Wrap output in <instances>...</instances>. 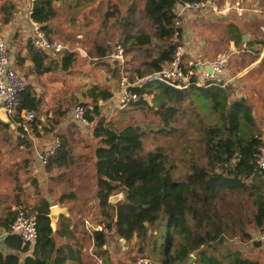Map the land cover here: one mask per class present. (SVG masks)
I'll return each instance as SVG.
<instances>
[{"label":"trees","instance_id":"trees-1","mask_svg":"<svg viewBox=\"0 0 264 264\" xmlns=\"http://www.w3.org/2000/svg\"><path fill=\"white\" fill-rule=\"evenodd\" d=\"M130 1L127 7L120 1L109 4L105 22L112 18L133 46H147L151 44L148 33L139 30L129 35L138 10L137 0ZM204 1L143 0L142 12L150 22L159 46L157 55L147 63L146 71L139 74L140 78L160 71L170 62L175 48L183 44L182 26L174 24L175 7L186 2ZM31 16L48 35V23L55 17L51 0H34ZM235 33L232 41L242 44L241 34L238 30ZM256 43L264 46V42ZM247 44L251 46L250 42ZM27 47L35 70L42 73L41 64L46 54L35 51L30 44ZM107 53L105 48L95 46L98 60L105 58ZM59 56L62 69H70L75 59L73 54L64 52ZM135 92L139 100L133 105L153 111L159 117L155 130L151 128L153 124L129 123L120 129L110 123L104 124L105 117L96 103L108 101L112 93L94 86L87 96L94 103L90 106L92 110L86 112V118L92 124V137L96 140L92 152V178L97 199L91 219L94 224L109 230L110 236L116 235L125 242L134 240L135 255L130 256L129 262L121 264H136L138 255L149 257L153 264H258L240 250V243L244 242L260 247L261 242L254 241L253 237L264 232V172L255 166L262 141L248 106L241 100L229 101L228 87L191 86L175 90L161 83H148ZM195 93L204 99L202 105L191 97ZM147 97L151 98L152 105L148 104ZM39 108L40 101L26 86L16 115L21 111L35 114ZM180 115L186 119V127H200L202 135L198 139L202 147L195 139V150L188 153L189 149L183 148L182 157H178L189 165L184 178L176 179L172 173L174 157L167 155L163 146L146 152L144 138L147 133L171 135L176 132ZM13 121L20 123L17 118ZM3 126L8 127L7 124ZM33 126L34 120L31 128ZM19 129L22 132V126ZM52 130H57V123L51 122L44 133ZM57 140L59 148L44 165L45 171L54 164H65L68 159L66 142L61 138ZM234 191L246 192L252 198L255 210L251 216L238 219L233 225L226 196ZM115 195H119V199L111 203L110 198ZM69 196L74 199L73 195ZM48 208L46 204L31 212L37 232L31 249L22 245L18 236L9 233L14 217L3 225L6 234L3 245L7 253L0 249V264H51L53 260L54 264L67 261L80 264L87 232L82 224L71 227L72 221L61 217L56 233L52 235L46 216ZM236 222L238 235H233L232 239L239 236V243L225 238V232ZM91 238L94 257L102 264H111L110 248H102L105 243L102 233L92 231ZM60 240L62 244L57 248ZM29 250L31 254L27 256ZM21 255L25 258L21 259ZM190 257H193L191 262Z\"/></svg>","mask_w":264,"mask_h":264},{"label":"crops","instance_id":"crops-1","mask_svg":"<svg viewBox=\"0 0 264 264\" xmlns=\"http://www.w3.org/2000/svg\"><path fill=\"white\" fill-rule=\"evenodd\" d=\"M76 1L51 0L55 17L48 23L50 32L47 36L49 38L53 34L52 25L61 24L56 20L57 9L64 7L67 10L74 9L77 6ZM238 1L244 8L256 7L253 0H237L236 2ZM94 3L95 0H86L84 7L91 9L95 7ZM30 6H33V3L29 0H0V35L10 48L16 72L25 81L32 96L40 101L39 111L34 114L32 128L31 123L24 126L13 121H10L12 125L7 124L6 128L3 126L6 123L0 120V249L3 253H7V249L3 245L6 235L3 225L13 217L15 218L18 210L23 209L32 215L31 212L35 207L58 204L67 207L69 212V217H59L58 224L61 217H64L66 220L72 221L71 227L82 224V228L87 232L88 235L83 241L80 264H90L88 262L90 260L91 233L92 228L97 225L91 219L97 199L92 178L94 168L92 152L96 140L92 137L91 123L86 129L70 120L72 111L68 109L69 104L74 101L76 96V84L75 78L70 73L71 68L62 69L60 54L57 56L46 54L41 64L44 71L40 73L35 70V64L27 47L29 27L26 13ZM90 9L85 18L98 17L102 20V24L107 23L104 15L108 6L99 14ZM8 18L10 20L6 22L5 20ZM263 23L264 14L251 12H245L238 16L233 12L228 15H214L185 11L181 17L182 40L188 52L184 56L185 62L197 63L215 60L220 56L219 54L216 55L214 52L199 53V46L205 48L207 45L211 47L222 44L221 39H217L219 38L217 37L218 33L228 35L227 47L234 56L229 58L230 60L228 59L223 74L227 81L225 88L228 87L230 92L229 101L241 100L248 106L262 143H264V46L256 43L253 36L259 32L264 33ZM219 25H224L225 28L213 27ZM237 30L241 36L244 34L248 36V39L245 42L241 40L242 44L239 45L232 41ZM248 42L251 46L247 44ZM93 85L99 87V85ZM93 85L92 88H94ZM100 87L99 90L109 91L105 86ZM51 122L57 123V130L44 133V129L49 128ZM105 122L104 124L110 123L108 120ZM20 126H22V132L19 129ZM84 130L86 133L82 132ZM58 138L67 144L68 159L65 164H54L49 171H45L44 166L37 160V153ZM86 169L91 171L90 176L81 178V170ZM82 183H87L89 196L91 191L94 193L91 199L87 198V206L83 205L85 203H80L81 200L74 188L69 187L71 184L78 187ZM69 195H73L74 199ZM232 242L239 243V239ZM61 244L62 240L57 243V248ZM240 250L246 254L248 252L247 256L257 261L258 264H264V242H261V246L257 248L245 242L240 243ZM30 254L31 250L26 255ZM20 257L24 259L25 255ZM51 264H54V260ZM65 264H77V262L67 261Z\"/></svg>","mask_w":264,"mask_h":264},{"label":"rangeland","instance_id":"rangeland-1","mask_svg":"<svg viewBox=\"0 0 264 264\" xmlns=\"http://www.w3.org/2000/svg\"><path fill=\"white\" fill-rule=\"evenodd\" d=\"M85 1L77 0V6H75L76 8L74 9L67 10L65 9L66 7L63 9H57L58 17L56 20L61 22V24L52 25L53 34L51 38H49L51 40H57L65 45L68 49V52L66 53H72L75 58L71 66L70 73L75 78L76 96L74 101L69 104L68 110L72 111L77 105L85 106L86 104L92 106L94 103L90 100V98L87 97V94H89L88 91L90 88H92L93 84L99 85V87L105 86L112 93V98L106 102H101L98 100L96 103V105L100 107L101 112L105 117V121L108 120L110 124H112L117 129H120L129 123H138L141 126L153 124L151 128L155 130L159 125V117H157L153 111H149L146 108H141L133 104L121 108L115 99L120 88L119 83L121 77H125L129 84L139 80V74L146 71L147 63L157 55L159 42L154 38V32L151 28L150 22L144 17L142 12L143 0L136 1L138 10L133 17L134 25L129 31V35L135 34L139 30H142L150 35L151 44L143 47L133 46L131 40L127 39V36L124 34L122 27L114 22L112 18L109 19L105 24H102V20L98 17L94 19L85 18L87 12H89L90 9L89 7H84ZM116 1L122 2V4H125V7H127L131 2L130 0H95V7L91 8L90 10L99 14L101 11L106 9V6ZM216 1L219 5H222L223 3L233 4L237 0ZM253 2L255 3L254 6L261 10V14H264V0H253ZM223 26L224 25L213 27L223 29L225 28ZM262 26L264 29V23ZM263 34V32L256 33L253 36V38H255L254 41L264 42ZM217 37H219L217 39H221L222 44L211 47L207 45L205 48L199 46L198 52H214L216 55H228L229 58H233V52L228 50L227 47L228 35L226 33H218ZM116 44L122 45L125 52L124 63L122 66H120V64L117 62L107 59V56L109 53H112V50ZM96 45L105 48L108 52V55L102 60H98L97 56L95 55ZM79 53H83L84 56H80ZM191 97L195 98V101L201 105L204 103V99L198 96L196 93L191 95ZM147 102L149 105H152L150 97H147ZM185 104L186 103H184V105ZM179 117L180 119L176 132L172 133L171 135L147 133L144 138V150L146 152L153 150L157 146H163L165 148V153L170 157H174L172 173L176 179L184 178L189 165V163H183L180 161L178 156L182 157V151L184 147L189 149L188 153L195 150L196 145L194 144V141L202 135L200 127L197 129L186 127V119L183 118V115H180ZM85 128L87 129V127ZM82 132L86 133V130ZM199 139L197 140V144L199 147H202V143L199 141ZM90 173L91 171L88 169L81 170V178H88ZM69 187L74 188L76 194L79 196V200H81L80 203H85L83 205L87 206V198L89 197V199H91L94 194L91 191L89 196V188L87 183H82L78 187H74L71 184ZM115 196L110 198L113 200V202L119 199V195L116 197ZM226 199L230 204L227 211L234 218L231 220L233 221V225L236 220L246 219L247 216H251L255 210L254 206L252 205V198L248 196L246 192L234 191L233 193L228 194ZM225 233V238L227 241L232 242L233 240H238L239 236H236L235 239H232L233 235H238V223L236 222V225ZM107 245H109L110 248L111 264L129 262L130 260L128 259L130 256L135 255L134 240L121 243L120 239L116 235H113L109 236ZM247 254L249 253L247 252ZM89 256L90 260L88 263L99 264L93 256ZM144 256L145 255H138L136 258H145L148 261L150 260V264H153V261H151L149 257Z\"/></svg>","mask_w":264,"mask_h":264},{"label":"built area","instance_id":"built-area-1","mask_svg":"<svg viewBox=\"0 0 264 264\" xmlns=\"http://www.w3.org/2000/svg\"><path fill=\"white\" fill-rule=\"evenodd\" d=\"M29 1L31 3L34 2V0ZM185 11L201 14L210 13L214 15H228L233 12L238 16L245 12L261 14V10L259 8H244L239 1L234 2L233 4L223 3L222 5H219L216 0H205L204 2L191 3L186 2L178 4L174 9V14L176 16L174 20L175 26H181V17ZM31 15L32 6H30L26 13L29 27L27 38L31 47L37 52L52 56L68 52L66 46L61 42L49 39V37L42 30L41 25L35 22ZM187 53L188 52L185 46L182 44L175 48L170 62L165 64L160 71L146 75L130 84L126 81L125 77H121L119 83L120 88L115 98L118 105L121 108H124L137 102L139 100V96L135 90L148 83H161L175 90H184L191 86L199 88H225L227 86V81H225L223 74L227 67L229 59L228 55H220L215 60L208 62L194 63L191 61H184V56ZM79 55L84 56L83 53H79ZM107 57V59L117 62L120 66H122L125 58V52L122 45L116 44L112 53H109ZM197 65L198 68L196 67ZM205 66H209L211 68L210 73L205 72ZM25 87V82L14 68L13 56L10 48L6 40L0 35V109H4L6 111L10 121L17 118L20 120L19 124L24 126L34 120V114L31 112L21 111L18 116L16 115V107L20 102V97ZM91 110L92 108L90 106L77 105L70 114L71 122H74L81 128L88 127L90 122L86 118V112ZM59 145V141L56 140L46 148L39 151L37 153L38 162L42 166L46 165L49 159L54 155L55 151L59 148ZM255 166L258 171L264 172V143H262L258 150ZM92 230L102 233L105 240L102 248L106 249L108 246L107 240L110 236L109 230L99 224L94 226ZM9 233L18 236L22 245H27L31 248L37 236L36 220L34 216L29 215L23 209L18 210L10 225ZM256 240L264 242V232H259L256 236ZM93 250V239L91 238L89 254L94 257ZM95 259L99 264H101L100 259ZM136 264L150 263L145 258H138Z\"/></svg>","mask_w":264,"mask_h":264},{"label":"water","instance_id":"water-1","mask_svg":"<svg viewBox=\"0 0 264 264\" xmlns=\"http://www.w3.org/2000/svg\"><path fill=\"white\" fill-rule=\"evenodd\" d=\"M248 39V36L247 35H242L241 36V40L243 42H245L246 40ZM198 68V65L196 66ZM205 72L206 73H210L211 72V68L209 66H205L204 68ZM0 120L3 122V123H6V124H10V120L7 116V113L4 109H0ZM110 202L112 203L113 200L110 199ZM47 218L49 219V225H50V228H51V231H52V235H55L56 233V230H57V224H58V219L60 216H65V217H69V212H68V209L67 207H64V206H60L58 204H51L48 208V213H47ZM256 239V237L254 238ZM120 242L121 243H125V240L124 239H120ZM193 259V257H190L189 259V262H191Z\"/></svg>","mask_w":264,"mask_h":264}]
</instances>
